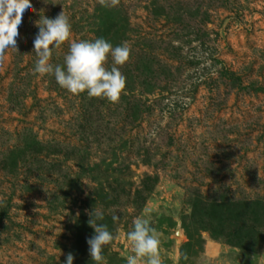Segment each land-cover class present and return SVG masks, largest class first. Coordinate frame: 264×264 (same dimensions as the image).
Segmentation results:
<instances>
[{
  "label": "rangeland",
  "instance_id": "374dc122",
  "mask_svg": "<svg viewBox=\"0 0 264 264\" xmlns=\"http://www.w3.org/2000/svg\"><path fill=\"white\" fill-rule=\"evenodd\" d=\"M31 3L0 66V264H65L69 253L96 264L93 209L115 237L107 264H127L138 216L157 229L163 264H264V0ZM107 9L121 27L111 44L131 48L119 103L34 74L42 16L64 11L71 39L95 41ZM30 129L71 144L73 159L27 151Z\"/></svg>",
  "mask_w": 264,
  "mask_h": 264
},
{
  "label": "clouds",
  "instance_id": "9594fccd",
  "mask_svg": "<svg viewBox=\"0 0 264 264\" xmlns=\"http://www.w3.org/2000/svg\"><path fill=\"white\" fill-rule=\"evenodd\" d=\"M103 7H116L120 0H98ZM32 8L31 0H0V66L5 61V52L17 48L18 28L27 9ZM39 32L33 41L38 59L34 74L54 75L60 87L73 95L87 94L89 98H106L110 103H119L122 95H127L126 76L121 72L131 58V48L127 42L113 46L104 38L95 41L71 39L72 25L64 11L55 18L42 16L37 22ZM68 43V53L64 56V66L51 63L55 50ZM111 58V67L108 61ZM119 66V67H118ZM88 224L95 234L88 238L89 253L96 264H107L102 254L103 248L112 246L115 239L107 224L98 223L105 219L104 212L93 209L89 212ZM113 221L119 217L112 216ZM134 229L127 234L131 242V252L127 255V264H163L161 239L157 229L145 216L133 220ZM182 258L188 259L187 253ZM72 253L67 255L65 264H73Z\"/></svg>",
  "mask_w": 264,
  "mask_h": 264
},
{
  "label": "trees",
  "instance_id": "16d2710c",
  "mask_svg": "<svg viewBox=\"0 0 264 264\" xmlns=\"http://www.w3.org/2000/svg\"><path fill=\"white\" fill-rule=\"evenodd\" d=\"M99 13H100L99 14L100 16L98 17V19L103 24V27H101V29H100V33L102 32L106 36L107 41H109L110 43H113V40L115 39V37H117L118 33H120V31H121L119 19L114 20L115 17L109 13L108 9L104 10L103 12L99 11ZM121 43L122 42H120V45H121ZM62 47H64V46L62 45ZM68 48L69 47L67 46V49ZM59 58L62 61V64H64V57L63 58L59 57ZM54 59L55 58L52 57V60H54ZM16 69L18 72L17 75L22 73L23 68L16 67ZM15 78L18 79L17 77H15ZM16 79H15V82L12 85V87L9 88L10 89L9 99L13 102L18 100L16 97H18V92L21 89V85H22V82L17 81ZM53 81L56 82L54 76H53ZM25 93L28 94L29 92L26 91ZM63 112H64V110H63ZM61 134L63 136L65 135L63 132ZM36 136H37V134L35 133V131L30 129L28 132V145L26 146L27 151L32 150V148L35 145H37L38 147H40V149L45 150V152H47V154H46L47 156H49V155L57 156L58 154L66 152L64 154H66L68 158L73 159V152L72 151L74 148H72L71 144L65 143L64 140L57 139V138L46 139V140L42 141V140L37 139ZM51 149H52V151H51ZM68 150L70 151V154L67 152Z\"/></svg>",
  "mask_w": 264,
  "mask_h": 264
}]
</instances>
